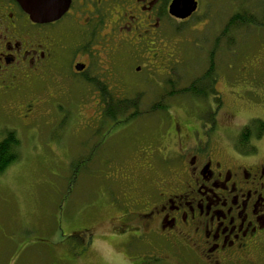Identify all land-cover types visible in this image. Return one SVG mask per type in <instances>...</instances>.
Listing matches in <instances>:
<instances>
[{"label":"rangeland","instance_id":"1","mask_svg":"<svg viewBox=\"0 0 264 264\" xmlns=\"http://www.w3.org/2000/svg\"><path fill=\"white\" fill-rule=\"evenodd\" d=\"M212 2L203 1L187 24L168 29L166 53L172 56L174 82L159 78L160 86L151 65L135 63L139 52L127 47L113 56L114 74L107 77L92 43L84 76L58 67L48 76L29 80L19 91L0 92V131L14 130L20 141L18 159L0 175V264H135L140 254L155 260L156 253L174 259L169 250L125 248L106 232L111 219L115 222L122 214L117 207L123 191L130 187L131 195L142 199L152 186L154 174L139 169V148L159 150L165 144L162 134H174L177 123L192 127L194 123L196 129L203 124L198 117L206 119L215 111L210 101L198 104L187 98V91L180 93L199 76L197 70L209 66L212 50L223 101L218 127L211 125L216 147L228 150L250 118L264 121V101L259 102L264 88V28L238 27L229 38L218 39L229 18L242 8L260 13L264 20V0ZM68 60L63 55L61 63ZM86 60L79 56L78 61ZM136 65L143 66L140 74L133 71ZM106 97L127 100L131 106L112 121L102 110ZM27 101L35 102L34 115L23 118ZM259 148L263 150L264 144ZM122 172L134 185L122 184L118 179ZM79 226L95 231L94 250L74 261L55 247ZM159 260L149 264H172Z\"/></svg>","mask_w":264,"mask_h":264},{"label":"flooded vegetation","instance_id":"2","mask_svg":"<svg viewBox=\"0 0 264 264\" xmlns=\"http://www.w3.org/2000/svg\"><path fill=\"white\" fill-rule=\"evenodd\" d=\"M173 1L71 0L61 19L37 24L17 1L0 0V92L19 91L29 80L48 76L58 67L68 69L73 76H84L92 43L107 77L114 74L113 56L127 47L139 52L134 55L135 63L143 60L151 65L160 86L159 78L174 82L172 56L166 53L168 29L191 21L205 0H192L196 10L186 19L170 14ZM215 1L220 0H213L211 5ZM228 21L218 39L229 38L236 29L235 25H227ZM213 53L215 50L210 53L213 66L196 71L199 76L195 79L200 83L194 86L195 94L187 92V98L198 104L210 101L215 111H210L206 119L198 117L203 124L196 129L193 122V127L177 123L174 134H162L165 144L159 150L139 148V169L154 174L152 186L142 199L132 196L131 188H126L117 207L122 214L115 222L110 221L111 229L106 235L125 248L173 251L174 259L156 253L157 259L147 260L140 254L135 264L157 263L160 258L172 264H264V149L259 148L264 144V121L250 118L228 150L216 147L211 125L218 127L217 115L223 101L217 89L220 73ZM66 54L67 65L61 63ZM79 56L87 60L78 61ZM76 65L83 69L77 72ZM246 69L247 66L240 70L242 79ZM142 70L141 65L133 68L136 74ZM233 93L244 99L239 92ZM262 101L264 88L259 97ZM35 106V102L27 101L22 117L34 115ZM224 116L231 118L228 112ZM156 154L157 164L153 162ZM118 179L125 186L134 185L129 174L122 172ZM67 237L55 248L70 260H80L94 250V230L79 226Z\"/></svg>","mask_w":264,"mask_h":264},{"label":"trees","instance_id":"3","mask_svg":"<svg viewBox=\"0 0 264 264\" xmlns=\"http://www.w3.org/2000/svg\"><path fill=\"white\" fill-rule=\"evenodd\" d=\"M246 10V8H242L239 12L235 13L232 17H230L227 25H235L236 28L247 26H256L264 28L263 16H261L260 13H246ZM212 62L213 61H211L210 66H213ZM199 83L200 80H193V85L191 86V88L181 90L180 93H182L183 91H187L188 93L195 94L196 89L194 88V86L196 85L198 87ZM105 106V115L110 120L115 121V117L120 115L121 111V116H123L125 109L130 107L131 105H129V102L127 100L113 101L110 97H106ZM19 147L20 141L17 136V133L14 130L8 129L2 132L0 131V175L10 164H12L18 159Z\"/></svg>","mask_w":264,"mask_h":264},{"label":"water","instance_id":"4","mask_svg":"<svg viewBox=\"0 0 264 264\" xmlns=\"http://www.w3.org/2000/svg\"><path fill=\"white\" fill-rule=\"evenodd\" d=\"M33 23L47 24L58 21L67 12L71 0H15ZM196 10L192 0H175L169 12L178 19H186ZM83 66L76 65L75 70L81 71Z\"/></svg>","mask_w":264,"mask_h":264}]
</instances>
